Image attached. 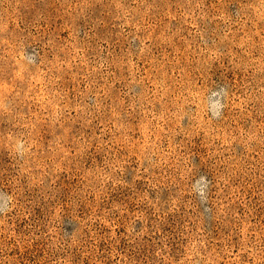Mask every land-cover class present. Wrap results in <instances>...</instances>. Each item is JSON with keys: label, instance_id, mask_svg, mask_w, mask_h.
<instances>
[{"label": "rangeland", "instance_id": "374dc122", "mask_svg": "<svg viewBox=\"0 0 264 264\" xmlns=\"http://www.w3.org/2000/svg\"><path fill=\"white\" fill-rule=\"evenodd\" d=\"M0 264H264V0H0Z\"/></svg>", "mask_w": 264, "mask_h": 264}]
</instances>
